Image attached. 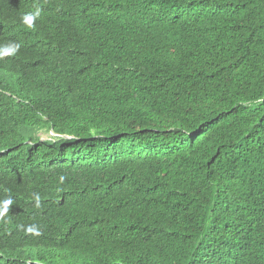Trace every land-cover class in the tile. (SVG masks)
<instances>
[{"label": "trees", "instance_id": "obj_1", "mask_svg": "<svg viewBox=\"0 0 264 264\" xmlns=\"http://www.w3.org/2000/svg\"><path fill=\"white\" fill-rule=\"evenodd\" d=\"M137 2L91 0L97 17L47 35L50 48L37 59L0 63V76L25 74L45 89L31 128L71 88L56 66L87 64L77 47L81 25L86 31L102 17L110 46L134 47L136 68L121 64L102 76L129 100L88 80L94 127L83 137H106L80 146L102 173L38 174L69 196L62 219L43 202L30 212L32 174L0 156L1 200L13 201L0 222V257L6 239L14 264H264V0H147L146 10L112 27V16ZM0 115L7 132L25 116ZM18 214L19 231L9 226Z\"/></svg>", "mask_w": 264, "mask_h": 264}, {"label": "clouds", "instance_id": "obj_2", "mask_svg": "<svg viewBox=\"0 0 264 264\" xmlns=\"http://www.w3.org/2000/svg\"><path fill=\"white\" fill-rule=\"evenodd\" d=\"M146 4L147 0H138L136 7L116 12L112 16V27L116 28L123 16L138 15L145 9ZM0 14L9 16L0 18V63L7 62L18 66L37 59L42 47L45 48L44 51L49 50L47 35L57 34L62 27L67 28L70 22L78 24L85 14L91 15V0H52L50 3L32 0L26 6L22 0H0ZM92 17L97 16L92 14ZM108 33V26L102 17L89 23L86 31L83 25L76 31V37L79 38L77 47L82 54V62L87 64L74 65L75 68L71 67L73 70L64 65L56 66L55 75H64L66 80L71 81L68 83L71 88L67 90L65 97L49 105V110L39 113V127L31 128L36 121L31 116L35 106L42 101L38 91L45 90L42 83L38 80L33 83L26 77L23 80L25 74L19 75L12 71L0 76V114L3 115L7 110L17 118L25 115L19 118L20 123L17 126H10L9 132L5 117L0 115V128L3 133L0 137V156H4L14 170L32 174L34 197L29 207L30 212L39 211L43 202L56 215V219L60 220L65 214L71 213L69 196L62 188L39 179L38 174L41 171L67 173L80 172L87 168L102 173L96 168V164L89 163V156L83 154L80 146L99 137H106L96 134L83 137L86 130L94 127L91 105L95 99L88 80L94 76L106 96L120 100L119 96L111 93L114 83L100 82L98 79L117 71L120 62L130 60V48H134L131 44L110 46L106 38ZM68 42L75 44L72 38ZM8 120L7 122H12ZM98 146L104 145L97 143L95 147ZM4 193L5 189H2L0 222L8 220L13 206L10 197L1 200ZM20 214L9 220L10 228L15 227L18 231L22 228L24 224L17 221ZM35 228V225L26 226L24 232L34 231ZM3 247L4 255L0 257V264H14L17 255L6 239ZM10 253L13 254L12 257H4Z\"/></svg>", "mask_w": 264, "mask_h": 264}, {"label": "bare ground", "instance_id": "obj_3", "mask_svg": "<svg viewBox=\"0 0 264 264\" xmlns=\"http://www.w3.org/2000/svg\"><path fill=\"white\" fill-rule=\"evenodd\" d=\"M121 64H127V65H129L130 67H132L135 71H136V68H135V66H134V60H124V61H122V62H120L119 64H118V66L119 65H121ZM117 71H119L118 69H117ZM117 71H115V72H117ZM115 72H113V73H115ZM113 73H111V74H113ZM98 81H100V82H106V81H110L108 78H106V77H100L99 79H98ZM113 91H112V89H111V93H112ZM115 93V92H114ZM115 95H117L116 93H115ZM117 96H119L121 99H123V98H126L127 97V95H117ZM120 99V100H121ZM127 99L129 100V98L127 97ZM127 110H128V112H130L131 113V111H132V108L131 107H127Z\"/></svg>", "mask_w": 264, "mask_h": 264}]
</instances>
